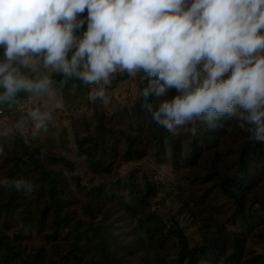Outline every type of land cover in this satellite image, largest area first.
Here are the masks:
<instances>
[{"label":"clouds","instance_id":"obj_1","mask_svg":"<svg viewBox=\"0 0 264 264\" xmlns=\"http://www.w3.org/2000/svg\"><path fill=\"white\" fill-rule=\"evenodd\" d=\"M0 49V102L21 91L52 98L64 86L66 79L54 90L48 76L23 75L22 68L35 73L34 57L89 85L109 86L118 69L143 72L141 108L158 126L176 134L234 120L264 143V0H0ZM171 89L177 94L168 99ZM29 115L45 130L52 119L38 109ZM0 187L33 190L24 178L0 179Z\"/></svg>","mask_w":264,"mask_h":264},{"label":"rangeland","instance_id":"obj_2","mask_svg":"<svg viewBox=\"0 0 264 264\" xmlns=\"http://www.w3.org/2000/svg\"><path fill=\"white\" fill-rule=\"evenodd\" d=\"M86 16L87 9L78 16V19ZM3 59L4 57L0 58V61ZM34 62L35 73L23 68L21 73L30 79L51 77V70L53 69L43 67L42 57H34ZM118 73L124 74L125 72L118 69L109 77L110 85L114 88L112 94H109L108 89L105 90L102 81L99 85H92V88H96L97 91L101 89L104 91L103 98L96 97L94 93L92 94L93 99L86 101L87 91L79 87L63 93L67 108L61 113L52 115L51 121L46 122V130L38 128L37 122L24 115L22 118L23 126L18 125L14 119L0 122L1 161L2 157H5L10 162H14L17 160V155L24 153L22 144L17 142L18 140L23 139L25 143L31 144V141H34L33 139L36 137L46 138L50 143L49 149L52 153L63 154L65 158L77 163L84 185L110 186L121 179L122 181L131 180L135 187H140V190L145 192L149 190L148 187H151L155 190V196L150 201V209L164 218L166 230L173 227L171 220L175 219L184 229L192 247H207L216 238L219 227L227 223L233 211L231 210V208L233 209L231 203L220 196L217 189L211 188L212 184L200 183L198 174H203L201 170L208 166L205 164L209 158L202 164L204 167L198 171L188 170L186 166L183 169H181L182 167L176 169L170 160L171 146L166 139H163L161 147L166 150L169 156H165L163 161L158 162L153 156L155 147L150 143L156 132V127L150 130L145 129L143 132L138 131L139 125L144 123L142 114H145V111L139 107V98L142 89L141 81H143L142 77L145 74L140 72L135 76L128 74L126 78H117ZM3 91L1 89L0 94ZM20 93L25 94L26 92L21 91ZM176 94L173 92L166 98L170 99ZM3 103L0 102V106ZM86 104L89 107L88 109L85 108L88 115H83L81 107L87 106ZM33 106L35 110H40L35 101ZM73 116L77 117L78 124L82 123L85 118H90L84 126L79 125V138L82 140L89 139L90 147L96 149L98 153L96 161L105 162L106 167H108L106 171L102 170V172L95 173V164L86 162V157L79 154L78 143L71 126L72 121L69 119ZM78 117H81V122H79ZM237 123L233 121L232 127H234L231 129L230 136L226 137L227 139H222L220 143L219 149L222 158L225 159L224 163L235 162L236 154L231 155V151L237 147L235 141L239 142L244 139L241 132L236 130L238 128ZM181 129L177 130V136L182 132ZM109 130H113L115 135L112 136ZM130 136L136 138L135 141L139 144L138 149L150 151L148 156L141 160L129 161L126 159L127 138ZM33 144L36 145L37 142H33ZM33 147L29 151L36 157L35 151L37 149H32ZM216 152L217 150L214 149L212 153L216 154ZM211 157L213 155H210ZM4 162L6 161L4 160ZM8 172V170L0 171V178L1 175H7ZM65 188L64 195L69 199L67 209L73 213V221L76 227L79 231H87L86 228L90 230L87 232L88 241L86 243V249L90 251L89 258L96 259L95 264H139V256L137 254L130 255L133 247L131 244L137 247L135 223L127 216L126 208L119 204V197L126 200L129 198L125 187L113 185L109 188L108 195L112 196L111 192L113 191L115 193L113 197H109L103 192L99 193L101 194V209L92 206L90 202L94 200L87 193L76 191L71 176H69ZM28 194L30 195L24 196V203L19 206L20 212L24 216L23 221L20 217H12L8 221L7 227L2 229L0 226V229L8 241L17 245L21 251L34 255L41 253L43 260L36 262V264H49L51 259L56 257L55 242L51 243L47 239V235L51 233V228L45 226L43 231H39L36 223L37 217L50 206V202L45 193H34L32 190ZM8 198L9 190L0 187V202ZM255 198L264 202V184H261L255 193L249 195L250 200ZM261 213L264 217L263 210ZM93 215H97L102 224L94 219ZM2 217L4 215H1V224L6 222ZM49 217H53V215L50 213ZM24 223L28 226L25 227ZM227 224L228 230H234L240 235V249L237 250L233 243L231 245L232 239L230 238L231 242L225 246L222 254L219 251L210 250L206 258L200 256L199 264H264V225L260 226L255 233L250 234L239 224L233 225L232 221ZM103 226L104 229H102ZM96 231L98 234L102 232V236L98 237ZM230 235L231 237L236 236L233 233ZM67 236V233H61L58 242ZM101 239L108 241L107 254L97 250ZM167 247L158 248L155 246L149 249V253L143 250L141 252L145 259L149 258V264H166L170 258H175L178 253L176 240L173 239ZM108 254L111 256V262L105 258V255L107 257Z\"/></svg>","mask_w":264,"mask_h":264},{"label":"trees","instance_id":"obj_3","mask_svg":"<svg viewBox=\"0 0 264 264\" xmlns=\"http://www.w3.org/2000/svg\"><path fill=\"white\" fill-rule=\"evenodd\" d=\"M86 27L87 22L85 21L84 27L75 31V35L78 39L82 38L83 32L86 31ZM73 54L74 49L69 51L68 58L70 59ZM0 58H3L2 49H0ZM202 63L203 62H201V65ZM201 65H197L198 70L201 68ZM127 76V72L124 74L118 73L117 78H126ZM50 79L55 82L53 86L57 88H59V82L66 79L67 82L64 86L59 88L63 93L78 87L85 89L87 91L86 101L90 100V94L92 95L97 92L96 88H92L94 84H86L76 77L65 78L56 71L52 73ZM141 84L142 91L147 87V81L143 80ZM104 87L105 90L108 89L109 94H112L114 88L111 85H104ZM173 92H176V90L171 89L168 95H172ZM23 99L22 97L16 96L14 99L4 102L3 105L0 106V110L2 111L0 122H4L7 119H14L18 125H24L22 120L24 116L14 112L15 105L21 103ZM141 104L142 97L139 98V107H141ZM85 108L88 109V105L81 107L83 115H88V113L85 112ZM77 112L75 113L77 114ZM142 115L144 116V123L139 125V132L156 127V132L150 143L155 147L153 156L158 162L163 161L165 156H169L166 150L161 147L163 139H166L171 146L170 152L172 155L170 160L176 169L181 167V169H183L186 166V169L194 170L195 172L203 168L204 165L202 164L209 158L205 164L208 166L201 170L203 174H198V177L201 180V184H212L211 188L217 189L219 195L224 197L225 200L229 201L231 206H233V209L231 208L233 211L227 223L232 221L233 225L239 224L242 228H245L247 232H250V234L255 233L260 226L264 225V217L261 215V211L263 210L264 212V202L257 198L253 200L249 199V195L255 193L260 185L264 184V143H257L250 140L248 134L244 132L237 123L236 125L238 128L236 130L241 132V136H243L244 139L239 142L235 141L237 147H234L233 151H231V155L236 154L235 162L224 163L225 159L222 158V153L219 149L221 147L220 143L222 139H227L226 137L230 136L231 129L234 127H232L234 120L224 122L222 127H218L214 130L209 129L202 123L189 124L182 128V132L177 136L158 126L152 120L151 115L146 111L145 114ZM78 118L79 122H81V117ZM69 119L72 121L71 126L74 131L75 140L78 143L77 149L79 154L86 157V162L89 161L91 164H95V173L102 172V170L106 171L108 168L106 167V163L96 161V155L98 153L96 149L90 147L89 139L82 140L79 138V125L84 126L90 118H85L80 124L77 122V117L75 118L73 116ZM192 127L197 128L195 135L191 132ZM109 131L112 136L115 135L113 130ZM183 131L185 132L183 133ZM40 138L41 137H36L33 139L34 141H31V144L25 143L23 139L19 138L21 140L17 142L22 144L24 153L17 155V160L14 162H10V160L5 159V157H2L1 161L0 157V171H9L7 175H1L0 179L8 178L11 180L23 177L33 185L34 193L41 192L46 194L50 206L39 214L36 224H38L39 231H43L45 226L51 228V233L47 235V239L51 241V243L55 242L54 249L56 257H53L49 264L96 263V259L89 258L90 251L86 249V243L88 241L87 232H90V230L86 228L87 231H79L73 221V213L67 209L69 199L64 195V192L66 191L65 186L68 184L69 176H71L77 192L87 193L93 198L94 201L90 203H92V206L94 205L96 209H101V194L99 193L103 192L105 195H108L109 188L113 185H123L125 187L129 198L126 200L119 197V204L126 208L127 216L135 223L134 228L137 233L135 241L137 242V247L131 244L133 247L132 251H130V255L137 254L140 258L139 264L150 263L149 258L145 259L141 250L148 251L149 253V249L155 246H158V248L167 247L173 239L177 242L178 253L175 258H170L166 264H199L201 260L200 256L206 258L210 250L219 251V253L222 254L223 249L226 248L225 246L231 242L230 238L232 239L231 245L233 243L234 246L237 247V250L240 249V235L235 233L234 230H228L227 223L219 227L216 238L212 240L207 247H192L184 229L180 226L178 221L172 218L173 220H171V222L173 227L166 230V227H164V225H166L164 218L156 211H151L150 201L155 196V190L151 187H148L149 190L145 192L144 190H140V187H135L131 180L122 181L121 179L110 186L84 185L79 174L77 163L65 158L63 154L59 155L57 152L52 153L51 149H49L50 143L48 140L46 138ZM135 140L136 138H132L131 136L127 138L125 156L129 161L141 160L148 156L150 152L148 149H138L139 144H137ZM33 142H37L36 145L38 146L33 147L36 146ZM31 147H33L32 149H37L35 151V153H37L36 157L33 153H30L29 150ZM214 149L217 150L216 154L212 153ZM210 155H213V157L210 158ZM103 156L105 157V155ZM4 160L6 162H4ZM3 188L9 190V198L0 202V219L1 215H4L2 218L6 221L3 224L0 222V226L2 229H5L8 221H10L12 217H20L21 221H23L24 216H22L19 206L21 203H24L23 197L30 194L17 192L13 188ZM111 194L112 196H108H115L113 191ZM50 213L53 217H49ZM92 217L98 220L97 215H93ZM24 226L27 227L28 225L24 223ZM2 229H0L1 264H36V262L43 260L41 253L35 255L32 253L28 254L18 249L17 245L11 244L8 238L2 233ZM102 229H104V226ZM63 232L67 233L68 236L58 242L59 236ZM96 233L98 234V231H96ZM232 233L236 235L232 236L233 238L230 235ZM101 234L102 232L98 234V237L102 236ZM107 244V239H101L97 250L99 252L104 251L105 254H107ZM105 258L106 260L108 259L107 261L111 262V256L109 254L107 257L105 255Z\"/></svg>","mask_w":264,"mask_h":264},{"label":"crops","instance_id":"obj_4","mask_svg":"<svg viewBox=\"0 0 264 264\" xmlns=\"http://www.w3.org/2000/svg\"><path fill=\"white\" fill-rule=\"evenodd\" d=\"M51 73H53V70H51ZM53 88L54 90L57 89V87L55 86H53ZM1 89L2 88H0V92H1ZM17 96L22 97L24 99L28 96H33L34 101L39 107L40 111L41 112H51L52 115L61 113L62 110H65L67 108L65 101H64L63 92L60 89L56 91L55 96L52 98H50L46 93L30 94L26 92L25 94L18 93Z\"/></svg>","mask_w":264,"mask_h":264},{"label":"built area","instance_id":"obj_5","mask_svg":"<svg viewBox=\"0 0 264 264\" xmlns=\"http://www.w3.org/2000/svg\"><path fill=\"white\" fill-rule=\"evenodd\" d=\"M33 105H34V97L28 96L25 99H23L21 103L15 105L14 112L16 114L24 115V116L31 118L29 113L35 110ZM1 114H2V111L0 110V115Z\"/></svg>","mask_w":264,"mask_h":264}]
</instances>
